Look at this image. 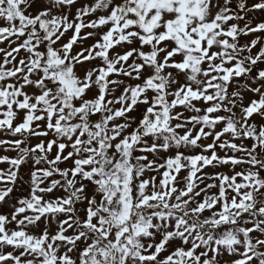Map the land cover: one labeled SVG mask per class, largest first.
Instances as JSON below:
<instances>
[{
	"label": "snow or ice",
	"instance_id": "6c2138e0",
	"mask_svg": "<svg viewBox=\"0 0 264 264\" xmlns=\"http://www.w3.org/2000/svg\"><path fill=\"white\" fill-rule=\"evenodd\" d=\"M0 264H264V0H0Z\"/></svg>",
	"mask_w": 264,
	"mask_h": 264
}]
</instances>
